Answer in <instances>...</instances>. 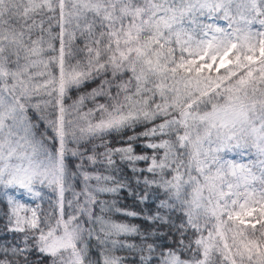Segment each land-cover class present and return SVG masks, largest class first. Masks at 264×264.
<instances>
[{
	"label": "snow or ice",
	"instance_id": "1",
	"mask_svg": "<svg viewBox=\"0 0 264 264\" xmlns=\"http://www.w3.org/2000/svg\"><path fill=\"white\" fill-rule=\"evenodd\" d=\"M0 264H264V0H0Z\"/></svg>",
	"mask_w": 264,
	"mask_h": 264
}]
</instances>
